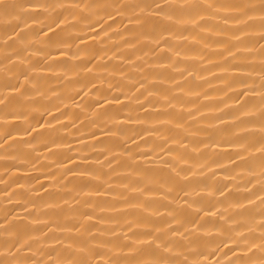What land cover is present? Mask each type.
Listing matches in <instances>:
<instances>
[{"label": "bare ground", "instance_id": "bare-ground-1", "mask_svg": "<svg viewBox=\"0 0 264 264\" xmlns=\"http://www.w3.org/2000/svg\"><path fill=\"white\" fill-rule=\"evenodd\" d=\"M0 264H264V0H2Z\"/></svg>", "mask_w": 264, "mask_h": 264}, {"label": "clouds", "instance_id": "clouds-1", "mask_svg": "<svg viewBox=\"0 0 264 264\" xmlns=\"http://www.w3.org/2000/svg\"><path fill=\"white\" fill-rule=\"evenodd\" d=\"M0 2H2V0H0Z\"/></svg>", "mask_w": 264, "mask_h": 264}]
</instances>
